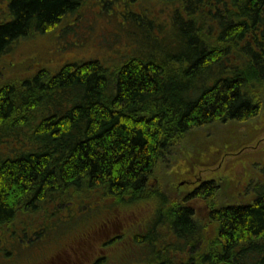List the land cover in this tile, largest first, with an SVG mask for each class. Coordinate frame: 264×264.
<instances>
[{
  "label": "trees",
  "instance_id": "trees-1",
  "mask_svg": "<svg viewBox=\"0 0 264 264\" xmlns=\"http://www.w3.org/2000/svg\"><path fill=\"white\" fill-rule=\"evenodd\" d=\"M152 2L172 15V35L185 49L166 59L129 54L107 63L41 67L22 86L34 92L25 100V89L0 86V127L10 123L13 130L39 112L33 139H6L11 129L0 133V238L28 226L35 239H47L72 223L66 232L75 238L59 240V256L50 264H264L263 181L252 174L246 189H232L227 198L213 179L220 171L202 172L207 174L183 197L161 189L171 173L197 179L194 159L199 171L214 163L199 148L212 129L234 131L262 113L264 0H134V7L141 15L152 13ZM82 4L7 0L0 12V55L35 32L57 28ZM151 24L148 33L160 30L161 24ZM169 64L179 72L175 79L166 73ZM220 137L229 138L223 131ZM262 143L254 144L257 157L264 155ZM237 146L231 149L239 154ZM237 156L247 159L241 163L253 158L250 152ZM75 187L92 194V201L84 200L87 211L73 202ZM95 205L100 216L85 222ZM141 208L146 213L136 218L134 209ZM107 235L112 238L103 240ZM101 247L105 255L88 263L90 252Z\"/></svg>",
  "mask_w": 264,
  "mask_h": 264
},
{
  "label": "rangeland",
  "instance_id": "rangeland-1",
  "mask_svg": "<svg viewBox=\"0 0 264 264\" xmlns=\"http://www.w3.org/2000/svg\"><path fill=\"white\" fill-rule=\"evenodd\" d=\"M6 2L7 0H0V12L5 9ZM144 4L146 5V3ZM152 4V7L147 8L152 11L153 15L146 9L143 11L144 15H141L138 13L139 10H136L134 7V0H102L100 3L99 0H84V4L79 7L78 12L68 14V16L65 17L64 22L58 25L57 28L40 35L38 32H35L32 34L33 36L21 39L17 44L15 43L16 45H14L7 54L0 55V86H3L4 84H14L19 89H25V100L27 97H31L30 95L34 92L33 90H28V87L26 88L22 86L25 80H32L36 75V71L41 67L46 68L48 71H51L50 69L57 70L64 63L84 61L88 59H97L107 63L108 61L116 60L121 56L127 57L129 54L135 56L139 55L146 59H166L168 54L177 53L182 49H185L182 42H176L172 35L176 33L175 23L174 21L173 23L171 22L172 15L161 8V3L158 4L152 2ZM155 12L159 13V16L156 17ZM154 20L161 24V27L160 30H153L154 33L150 34L146 31V28L148 29L149 27H152L151 23L154 22ZM175 67V65L170 64L166 66V73L173 77V79H175L174 76L177 75V73L179 74ZM34 87L35 91L40 89L37 84ZM35 94H38L37 91ZM61 101L65 103V99H62ZM38 117L39 112L34 111L29 113L23 126H17V128L12 130V125L7 123L5 126L0 127V133H3L2 135H4V133H7L11 129L9 133L12 131L14 133L7 135L5 137L6 139L16 136L21 141L31 140L34 138L32 128L39 120ZM26 122H28V124H26ZM237 127L238 128L234 131H232L233 129H220V133L216 131L217 129H209L211 130L210 133L212 136L210 138H212V140L208 138L209 136H206L205 138L203 137L200 141L199 148L204 156H206L207 153H211V159L214 163L211 166L208 165L207 168H205V166L204 168L206 170L199 171V160L194 159V167H191L194 169V173L198 176L197 179L201 178L200 174H203V176L207 174L202 172L213 173L215 171H220V173L216 175L217 177L214 181H219L218 186L221 187V196L225 198H227L231 188L228 187V185L232 186L234 185V182H228L229 180L227 178L222 181V179H220L222 177L220 174L222 173H229L230 175H228L230 178L234 180L237 178L236 176L241 175V172L244 169H247V173L253 174L255 172V182H264V162H261V160H264V155L257 157L256 155H259V153L255 151L254 148V144H257L259 140L264 142V108L259 116L253 118L245 125H239ZM222 131L224 134L228 135V139H222L220 137ZM246 131L248 134H245ZM231 134L237 136L238 140L236 141V139H233ZM247 137L250 138L247 140L250 142L237 146L239 141H245ZM224 140H234L236 142L228 144L225 143ZM234 143L237 146L236 148L241 150V153L238 155L244 156L245 153L250 152L249 157H253L250 160L251 162L248 161L241 163V165H243V170L239 168L240 160L245 161L247 159H242L240 156H234L235 158H231V160H235L236 162L232 169L227 170L228 166L225 165V160H228L226 157L231 156L223 154V152H227L232 148ZM263 147L264 143L260 144V149L264 150ZM238 152L239 151H235V153ZM159 168L161 172L165 173L169 167H167V163L163 161L162 166ZM176 168V166H173L172 169L176 170ZM232 173L236 175L235 178L231 177V175L233 176ZM176 175L177 172L168 174L165 178L166 181H164L165 185H161V188L170 189V187L166 186V183L170 184L174 181L175 184H178L183 180L184 183L180 188L182 191L180 196H184L187 194L185 188L190 181H184L186 179L181 178V176L177 177ZM175 176L177 177V180H173V177ZM197 179L194 177L192 178L193 182L197 181ZM168 180H171V182ZM80 185L82 190H84L85 185ZM172 186L174 187L175 185L173 184ZM223 186L226 187L223 188ZM191 188L192 187L189 189L191 190ZM74 190V194L72 195L73 202L82 203V209L87 211L88 206L85 205L90 204L86 203L88 200H93L91 199L92 194L90 193V195H86V197L80 188L75 187ZM171 191L175 194L173 189H171ZM69 196L70 194L68 197ZM84 200H86V202H84ZM89 208L92 209V206ZM100 210L101 208H98V205H95L94 211L96 212L85 216V222L91 223L92 220H97V217L100 216L98 213ZM145 213L146 208H141L140 210L134 209V215L136 218L140 214ZM77 216L78 217H70V219H73L74 222L75 220H79V217L82 215ZM71 224H64L62 226L64 233L50 234L47 239L43 238L44 234H42L39 239H35L28 226L24 233L19 229L15 231V234L12 236L5 233L0 238V264H27L28 260H31L30 262L33 263L39 262L44 254H51L58 248L56 245L60 243L59 240L65 238L66 234L69 235V238H75L76 234H74V232H66L69 231L67 230L69 227H73L70 226ZM14 230L15 229H13V231ZM117 231L119 232V230ZM57 236H59V238ZM103 240H105V237ZM38 244L42 250H36V248L33 247ZM21 247H31L28 250L33 253V256L28 259L29 254L20 251ZM3 250L10 251L11 253L5 256ZM68 250L70 251V248ZM101 250V254L105 255V250H103L102 247ZM121 264L126 263L122 262Z\"/></svg>",
  "mask_w": 264,
  "mask_h": 264
},
{
  "label": "flooded vegetation",
  "instance_id": "flooded-vegetation-1",
  "mask_svg": "<svg viewBox=\"0 0 264 264\" xmlns=\"http://www.w3.org/2000/svg\"><path fill=\"white\" fill-rule=\"evenodd\" d=\"M6 4H7V2H6ZM260 141V140H259ZM233 149H229L227 152H226V154L227 155H229V156H231V157H226V158H228V160H225V165H227L228 166V168H227V170L229 169H232L234 166H235V164H236V162H235V160L233 161V160H231V158L233 157V158H235L237 155H238V153H235L234 151H232ZM235 156V157H234ZM238 157V156H237ZM222 159H225V158H222ZM222 161V160H221ZM238 163V162H237ZM172 166L173 165H175V163L173 164H171ZM239 168L240 169H242L243 170V165H241V162L239 163ZM242 167V168H241ZM249 169V168H248ZM246 170L247 169H244L242 172H241V175L243 174V176H241V177H237V181L234 179H231L230 178V174L229 173H222V174H220V175H222V177L220 178V179H222V181L225 179L226 180V178L229 180H227L228 182H234V185H228V187H231L230 188V190H229V192H232V189H235V188H239V187H242L243 189H246L247 187H248V184L249 183H247V182H251V181H253L254 180V178H253V175L255 176V172L253 173V175H252V173H247L246 172ZM229 174V175H228ZM219 175V176H220ZM168 176V175H167ZM177 176V175H176ZM180 176V175H179ZM250 176H252V179H251V177ZM178 177V176H177ZM177 177H173V180H174V178H175V180H177L176 178ZM217 176H215L213 179H215ZM231 177L233 178V176L231 175ZM182 178V177H181ZM180 178V179H181ZM183 179H186V178H183ZM201 179V178H200ZM248 179V180H247ZM190 181V182H188L189 184H188V186H186V190H187V193H190L191 192V190L189 189L191 186H195V184H197L198 183V181H199V179H197V181H195V182H193V180L192 179H186V180H184V181ZM251 180V181H250ZM166 181V180H165ZM168 181H170L171 182V180H168ZM183 181V180H182ZM173 183H166V186H168V187H170V189H164V188H161L162 189V192H164V193H168V191H169V193L170 194H172V191H171V189H173V191L175 192V195H178L179 197H183V196H180V193L182 192L181 190H180V188H181V181L178 183V184H175L174 183V181H172ZM175 185L174 187L172 186V185ZM180 184V185H179ZM165 185V183L163 182V184H162V186H164ZM189 187V188H188ZM196 187V186H195ZM224 187H226V186H223V188ZM221 188V187H220ZM177 192V193H176ZM231 194V193H230ZM236 198H238V196L236 197ZM33 199L34 198H32L31 199V201H33ZM27 201L25 202V204L27 205ZM34 203V202H33ZM37 203H35V205H36ZM38 205V204H37ZM33 211L32 210H30V211H26V216L27 217H29L30 215H32L33 213H32ZM118 230V227H115V225H114V234L112 235V236H117L118 234H117V231ZM112 232V231H111ZM109 235V234H108ZM106 236V239H105V241H108V240H110L111 238H112V236ZM15 245H18V244H15ZM33 247H35L36 248V250H38V249H41L42 250V248L40 247V245L38 244L37 246H33ZM20 248V247H19ZM29 248H31V247H29ZM29 248H22L21 247V250L20 251H22V252H24V253H27V254H29V258L28 259H30L33 255V253H31V252H29ZM14 249V248H13ZM13 249H12V251H13ZM92 250V249H91ZM10 252V251H9ZM101 252H102V250H101V248H100V250H98V251H95V253L93 254V251H91V255L88 257V259H87V261H90L89 263H91L92 262V260L94 259V262H95V260H97L99 257H102V254H101ZM11 253V252H10ZM9 253V254H10ZM56 253H60V250H59V247L54 251V252H52L51 254H48V255H46V254H44L43 255V257H42V259L39 261V262H37V263H33V262H30L31 260H28L27 261V264H50L53 260H54V258L55 257H58L59 256V254H56ZM84 254H85V252H83ZM82 253V254H83ZM6 256V255H5ZM39 256V255H38Z\"/></svg>",
  "mask_w": 264,
  "mask_h": 264
}]
</instances>
